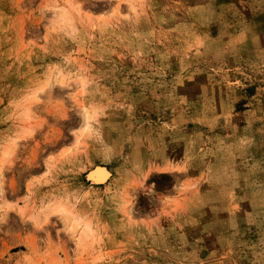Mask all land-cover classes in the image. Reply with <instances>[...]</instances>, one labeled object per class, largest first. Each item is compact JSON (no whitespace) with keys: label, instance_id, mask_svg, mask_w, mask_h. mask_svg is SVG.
<instances>
[{"label":"rangeland","instance_id":"rangeland-1","mask_svg":"<svg viewBox=\"0 0 264 264\" xmlns=\"http://www.w3.org/2000/svg\"><path fill=\"white\" fill-rule=\"evenodd\" d=\"M0 166V264H264V0H0Z\"/></svg>","mask_w":264,"mask_h":264},{"label":"bare ground","instance_id":"bare-ground-1","mask_svg":"<svg viewBox=\"0 0 264 264\" xmlns=\"http://www.w3.org/2000/svg\"><path fill=\"white\" fill-rule=\"evenodd\" d=\"M66 10V9H64ZM67 12V10H66ZM65 11H63L62 9L56 13L55 16V20L53 23L57 24H64L66 22H68L69 20H71L70 18H68L69 16ZM70 22V21H69ZM68 24V23H67ZM83 83L82 81H79V83ZM59 84L64 85V80H60ZM44 87H42L41 90H43ZM38 95L34 94L32 100L37 101L38 99ZM29 110V109H28ZM31 111V110H30ZM30 112L28 111L26 113V116L28 118H30L31 116L29 114ZM83 116H84V121H83V125L82 128L80 130H82L81 132H85V131H89L90 129V121L93 119V116L90 114L88 109H84L83 112ZM31 119V118H30ZM30 122V121H29ZM31 129V128H30ZM30 130L27 129V134L30 135ZM25 138V137H24ZM80 137H76V141L78 142V139ZM76 143V142H75ZM15 146V143H12L11 147H7L2 155V161L4 162L5 159L9 156V154H11V151L13 149V147ZM2 162V163H3ZM3 175V169L2 166H0V178ZM89 179L97 185L100 184H105L108 179L110 178V173L109 171L104 168V167H95L93 168L90 173L88 174ZM0 191H1V184H0ZM68 204L62 203V202H57L55 204H51L48 205L46 207H44L42 209V211L38 214H30V219L31 221L35 222V225L38 227H43L44 224L48 223V221L52 218V217H58L59 219L62 220L65 228H66V232L68 233V235H72V237H75V235L78 233V231L80 230V233L77 237V242H76V246L80 251H85V249L87 248V242L90 239V237L93 235V228L92 225L90 224V222L88 221H84V218H80L74 211L72 208H70L71 206H67ZM20 213L21 210H20ZM24 214V212H23ZM29 218V217H28ZM92 238V237H91ZM90 243V242H89Z\"/></svg>","mask_w":264,"mask_h":264},{"label":"clouds","instance_id":"clouds-1","mask_svg":"<svg viewBox=\"0 0 264 264\" xmlns=\"http://www.w3.org/2000/svg\"><path fill=\"white\" fill-rule=\"evenodd\" d=\"M4 193L2 191H0V196H3ZM7 219L5 217V214H4V211H3V208L0 207V226H3V225H6L7 224ZM34 224L35 226V222L34 221H30Z\"/></svg>","mask_w":264,"mask_h":264}]
</instances>
